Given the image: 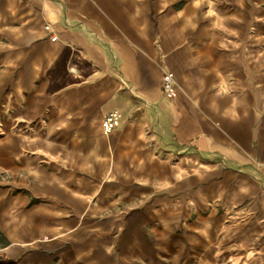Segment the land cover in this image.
Instances as JSON below:
<instances>
[{
  "label": "crops",
  "instance_id": "obj_1",
  "mask_svg": "<svg viewBox=\"0 0 264 264\" xmlns=\"http://www.w3.org/2000/svg\"><path fill=\"white\" fill-rule=\"evenodd\" d=\"M206 1L0 0V264H264V103L211 88Z\"/></svg>",
  "mask_w": 264,
  "mask_h": 264
},
{
  "label": "rangeland",
  "instance_id": "obj_2",
  "mask_svg": "<svg viewBox=\"0 0 264 264\" xmlns=\"http://www.w3.org/2000/svg\"><path fill=\"white\" fill-rule=\"evenodd\" d=\"M218 8L229 15L218 17ZM202 44L211 88L238 96L251 89L264 103V0H207Z\"/></svg>",
  "mask_w": 264,
  "mask_h": 264
},
{
  "label": "built area",
  "instance_id": "obj_3",
  "mask_svg": "<svg viewBox=\"0 0 264 264\" xmlns=\"http://www.w3.org/2000/svg\"><path fill=\"white\" fill-rule=\"evenodd\" d=\"M47 29H50V25H46ZM165 90L168 93H173L176 89V83L173 81V77L170 74H166ZM122 119V113L119 110H113L108 113L103 119V128L106 132L113 131L120 123Z\"/></svg>",
  "mask_w": 264,
  "mask_h": 264
},
{
  "label": "bare ground",
  "instance_id": "obj_4",
  "mask_svg": "<svg viewBox=\"0 0 264 264\" xmlns=\"http://www.w3.org/2000/svg\"><path fill=\"white\" fill-rule=\"evenodd\" d=\"M136 23V21H135ZM146 68H148V65L146 62H143V61H133L132 63H130L129 65V71L130 72H134L136 74H140L142 73ZM172 77H173V74L169 73ZM183 130H188V131H195V126L192 122V117L190 115H187L186 116V119H185V127ZM237 136V135H236Z\"/></svg>",
  "mask_w": 264,
  "mask_h": 264
}]
</instances>
